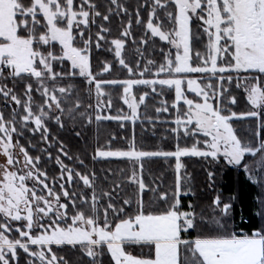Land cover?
<instances>
[{
	"label": "snow or ice",
	"instance_id": "6c2138e0",
	"mask_svg": "<svg viewBox=\"0 0 264 264\" xmlns=\"http://www.w3.org/2000/svg\"><path fill=\"white\" fill-rule=\"evenodd\" d=\"M147 6L148 0H144L136 9L135 23L144 26L145 36L158 37L170 47L167 52L160 49L163 62L159 65L148 60L143 70L136 72L122 57L126 40L132 35V19L120 0H108L106 13L99 10L95 0H0V96L6 103L17 106L7 115L0 109V156L4 158L0 163V264H19L18 250L27 255L26 264H69L64 256L57 255L53 246L73 249L79 246L93 264L105 248L114 264H264V224L246 231L248 221L242 215L243 209L239 223L233 215L235 197L224 202L220 194L212 201L210 218L203 209L197 211L198 205L191 202L184 210L181 196L195 193L191 187L182 190L180 175L184 167L181 157L211 158L217 163L223 159L228 165L241 166L253 184L264 187V176H254L252 166L245 162L246 156L259 155L257 171L264 173V139H260L258 131L255 146L242 142L232 124L233 119L241 117L226 106L236 104V98L225 101L230 91L225 83L232 84L235 80L236 87H243L247 93L253 108L264 110V0H151L145 22L140 7ZM158 9L164 10V19L158 15ZM121 14L129 17L120 32L121 38L108 40L111 30L104 24L110 17ZM194 19L201 22L200 34L193 32ZM166 23L170 27H165ZM94 26L98 29L95 33ZM201 35L207 38L205 51H194L193 40L200 41ZM102 43L112 46L108 50L114 52L119 65L130 75L144 77L150 73L155 78L97 79L112 67L105 63L100 73L92 71L93 47L100 49ZM140 43L147 44L148 40L142 38ZM194 59L199 65L194 66ZM136 68H140L139 62ZM191 73L210 74L208 82L187 79ZM77 77L87 84L89 97L93 95L92 87L95 88L96 121L136 119L137 109L145 105L149 96L145 92L137 103L131 95L136 85L148 86L153 93L157 92V85L175 89L173 107L180 101L187 105V111L182 114L178 111L175 124L178 128L184 126L186 135L202 133L203 140L198 139L191 148L177 146L174 152L136 151L133 144L130 145L133 150L129 151L98 149L94 157L136 161L145 157H175L174 191L161 192L158 186L149 188L143 177L133 171L129 182L136 184L138 190L135 212L129 214L124 206L131 205L132 198L124 199V206L117 207L111 192H97L94 172L91 176L82 174L59 157L58 177L49 178L47 171L38 167L41 158L30 155L20 143L30 123L34 125L32 133L41 132L42 139L47 141V120L54 119L63 127L62 117L75 121L78 114L92 122L88 109L93 105L80 111L85 105L77 85L57 83L74 81ZM212 78H216V84L211 82ZM27 79H34L36 87L26 83L22 99L15 93V83ZM7 81L13 87H8ZM116 84L123 86V101L131 110L130 117L99 114L102 109L111 108V98L106 103L103 100L108 95L104 86ZM185 84L186 90L201 97L202 102L187 98L182 87ZM33 92L39 94L43 103L34 100ZM162 103L165 106L157 108V113L168 110L166 102ZM244 115L258 117L260 112L252 110L241 114ZM193 124L194 128L187 127ZM201 144L203 149L199 147ZM60 152L72 159L63 145ZM48 158L51 159L50 153ZM74 175L92 190L90 198L66 187L72 185ZM208 177L211 180L213 173L209 172ZM119 187L116 184L113 191ZM146 191L152 192L154 200L163 207L149 210L144 202ZM102 199L107 200L106 206L101 205ZM256 201L260 209L255 214L264 220V194ZM33 246L36 250H32ZM132 246L139 247L140 254L126 250Z\"/></svg>",
	"mask_w": 264,
	"mask_h": 264
},
{
	"label": "trees",
	"instance_id": "16d2710c",
	"mask_svg": "<svg viewBox=\"0 0 264 264\" xmlns=\"http://www.w3.org/2000/svg\"><path fill=\"white\" fill-rule=\"evenodd\" d=\"M95 2L99 5V10L102 13L107 12L105 5L108 4V0H95ZM120 3L128 9L132 19V35L126 40L122 57L136 72L143 70L148 60H153L159 65L163 62V53H161L160 49L163 48L164 51L167 52L170 46L160 41L158 37L149 38L150 34L149 36H145L144 26H138L135 23L136 9L144 3V0H120ZM150 6L151 0H148L147 7H140V16L145 22L150 11ZM158 15L161 19H164V10L158 9ZM128 19L129 17L123 14L110 17V21L104 24L105 27L111 30L107 39L121 38L120 32L123 30V27L127 25ZM200 23L201 22L195 19L192 22V29L196 34H200L202 31L198 27ZM165 27H170V25L166 23ZM92 31L95 33L98 29L94 26ZM142 38L148 40V43L141 44L140 41ZM206 43L207 38L201 35L200 41L193 40V50L204 52ZM55 47L58 51L59 46L56 44ZM111 47L110 44L105 43H102L100 49L93 47L91 65L94 74L100 73L105 63H110L112 65L108 73L97 76V79L123 81L127 79L155 78L150 73H146L144 77L130 75L126 69L119 65L118 60L114 56V52L108 50ZM137 49L140 51L137 52ZM137 62L140 64L139 69L136 68ZM199 63V61H195L194 59V66L199 65ZM56 70L59 71L60 68L57 67ZM154 70L155 69H153V71ZM208 75L209 74L191 73L187 74V77L195 78L198 81L202 80L203 83H207ZM232 75L235 76L236 74L233 73ZM211 82L216 84V78H212ZM26 83H32L33 87H36L34 79H27L24 81L17 80L14 90L22 99ZM57 83L60 86H67L69 83L77 85L79 96L85 105V108L80 109V111H85L89 104L93 105L92 109H88L89 115L92 116V122L88 123L86 119L80 118L78 114L75 121L67 116L62 117L64 123L63 127L56 124L54 119L47 120L45 121L49 131L47 141L42 139L41 132L33 134L32 131H30L31 125H28V128L24 130V135L20 138V143L28 148L30 155L33 157L39 156L41 158L38 167H40L41 170L47 171L49 178L58 177L60 174V166L56 162L57 157H59L65 165L74 168L82 174L91 176V173L94 172L97 178L95 180L97 192L101 190L111 192L117 207L124 206V199L132 198L133 203L124 206L129 214L135 212V194L138 190L136 184L129 182L133 171H136L138 176L143 177L145 184L149 188L158 186L161 192L174 191L177 175L175 157H145L139 161L114 157L94 158L98 149L103 151H128L133 150L130 148V145L134 144V150L136 151L174 152L177 146L181 148H191L198 139L203 140V135H186L185 131H182L180 127L178 128L175 124L178 111L182 114L185 111V107L182 102H178L177 106L173 107L175 103L173 88L169 89L164 87L162 89L157 85V92L153 93L148 86L136 85L132 88V93L133 96L136 97L137 103H139V97L141 95L145 92L149 93V96L145 99L146 106L140 105L137 109L138 117L136 119H102L96 121L95 116L97 112L94 107V86L92 87L93 95L89 97L87 95L88 86L83 81V78L77 77L74 81L64 80L58 81ZM7 84L8 87H13L11 81H7ZM225 87L230 89L225 97V101L227 102V100L233 96L237 101L234 105L226 104V106L241 117L239 119H233L232 121L238 137L242 142H250L255 146L258 143L256 136L258 131L260 133V139H264V127H261V123L264 122V110H258V112H260L258 117L241 116V114H246L254 110L253 107L246 100L242 88L236 87L235 80L232 84L225 83ZM122 89L123 86L120 84L104 86V92L108 95L103 97V100L106 103L108 99L111 98V108H107L106 111H103L101 114L102 116L108 114L109 116L116 117L128 113L125 104L122 102ZM186 95L189 99L200 101V98L192 92L186 90ZM33 97L37 103H43V99L38 93L33 92ZM73 99H75V94L73 95ZM162 102H166L168 110L157 113V108H163L165 106ZM0 109H3L6 115L12 110V106L6 103L2 96H0ZM191 128H193L192 125L189 126V129ZM172 129H177V132H173ZM77 133H79V135H77ZM29 142L32 145L31 147L29 146ZM61 145L64 146V151L67 152L72 159H68L61 154ZM199 147L203 149L202 144L199 145ZM49 153L51 154V159L48 158ZM255 158L256 157L246 156L245 162L253 161ZM80 161H83V164H81ZM180 162L184 166L180 171L182 177V190L191 187L192 191L195 193L194 196H181L182 205L185 206L184 210H187V201L197 204V211L201 209L205 211L208 210L206 207L210 204L212 205L213 197L217 194L221 195L224 202L228 201V197H235L232 211L236 218V222H240L241 209H243L242 215L244 219L248 221L245 225L247 230L259 228L261 226L264 220H261L260 217L255 214L257 212L256 209H259L257 208L258 203L255 198L256 196L261 197V185L253 184L246 180L240 169L241 166H229L223 159L217 163L211 158L195 156L181 157ZM141 164L143 165L142 171L140 169ZM209 172L213 173L211 180L208 177ZM116 184H119L120 187L113 191ZM66 187H70L71 190L78 193H83L85 197L90 198L92 194V190L86 188L82 181L75 178V175L72 185L69 186L66 184ZM57 191H59V188H57ZM144 202L149 210L163 207L158 201L154 200V195L150 191L144 193ZM101 205L106 206L107 200L102 199ZM82 207H85V209L87 208V206ZM35 249L36 246H33L32 250ZM53 250L57 255L64 256L69 264H93V261L86 256L79 246L75 249L70 246H53ZM126 250L132 252L134 255H138L141 252V249L136 246L128 247ZM145 251L147 250L145 249ZM18 255L19 264H26L28 259L27 255L24 254L22 250H18ZM95 264H114L106 248L103 250V255L97 257Z\"/></svg>",
	"mask_w": 264,
	"mask_h": 264
},
{
	"label": "rangeland",
	"instance_id": "374dc122",
	"mask_svg": "<svg viewBox=\"0 0 264 264\" xmlns=\"http://www.w3.org/2000/svg\"><path fill=\"white\" fill-rule=\"evenodd\" d=\"M58 45V44H57ZM59 46V45H58ZM210 75V74H209ZM208 75V76H209ZM160 78H170V77H160ZM187 79H195V78H191V77H186ZM140 79H143V78H140ZM58 86H60V85H58ZM182 87H184L185 88V90L187 89V86H186V84L185 85H183ZM242 88V90H243V92H244V94H245V98H246V100H247V93L244 91V89H243V87H241ZM173 90H174V96H175V89L173 88ZM94 94H95V89H94ZM195 94V93H194ZM131 95L133 96V93H132V91H131ZM196 95V94H195ZM95 96V95H94ZM123 97H124V92H123V89H122V102L124 103V101H123ZM200 98V101L202 102V98L201 97H199ZM189 99V98H188ZM248 101V100H247ZM137 102V101H136ZM180 102H182L183 103V101H180ZM175 103H176V101H175ZM249 103V102H248ZM11 106H12V108H15V107H17L14 103H9ZM94 104H96V98H95V100H94ZM125 104V103H124ZM184 104V103H183ZM250 104V103H249ZM251 105V104H250ZM125 106H126V108H127V111H128V113L127 114H123V116H131V110L129 109V107L125 104ZM252 106V105H251ZM184 107H185V111H187V105H185L184 104ZM253 107V106H252ZM106 109L107 108H104V109H102L100 112H99V114L101 115L102 114V112L103 111H106ZM254 109V108H253ZM254 110H259V109H254ZM184 111V112H185ZM97 112V111H96ZM58 114V113H57ZM98 114V113H97ZM104 116H109L108 114H105ZM29 125H31V129L34 127V125L33 124H29ZM189 126H191V125H188L187 127L189 128ZM192 127L194 128V124L192 125ZM180 129L182 130V131H185V128H184V126H180ZM31 131V130H30ZM201 135H203L202 133H200ZM103 151V150H102ZM105 151V150H104ZM106 151H109V150H106ZM129 151V150H128ZM21 159H22V157H21ZM260 159V157L258 156V157H256L253 161H247V163H249L251 166H252V174L254 175V176H257V174L259 173L258 171H257V161ZM3 160H4V158L2 157V156H0V163H2L3 162ZM226 163V162H225ZM227 164V163H226ZM229 166H232V167H234L235 165H229ZM242 168V167H241ZM243 169V168H242ZM60 175V174H59ZM58 175V176H59ZM216 196H214L213 197V200H214V198H215ZM190 201H187L186 203L188 204ZM212 205L210 204L208 207H206L208 210H205L204 212V214H205V216L206 217H209V214H210V217H211V215L213 214V212H212ZM216 215H219V212L217 211L216 212ZM36 250V249H35Z\"/></svg>",
	"mask_w": 264,
	"mask_h": 264
},
{
	"label": "crops",
	"instance_id": "0c3cea01",
	"mask_svg": "<svg viewBox=\"0 0 264 264\" xmlns=\"http://www.w3.org/2000/svg\"><path fill=\"white\" fill-rule=\"evenodd\" d=\"M241 170H242V173H243V176H244V178L246 179V180H248L250 183H252L248 178H247V175H246V173L244 172V170L242 169V168H240ZM264 176V173H262V172H259L258 174H257V176ZM260 194H261V196H262V194H264V187H262L261 186V190H260ZM256 198H257V196H256ZM256 198H255V200H256ZM226 202H228V201H226ZM257 202V201H256ZM257 204V203H256ZM257 208H259L260 209V205H259V203L257 204ZM258 209V210H259ZM257 209H256V211H258ZM255 211V212H256ZM262 224H264V221H263V223ZM245 230L246 231H251L252 229H250V230H247L246 228H245Z\"/></svg>",
	"mask_w": 264,
	"mask_h": 264
}]
</instances>
